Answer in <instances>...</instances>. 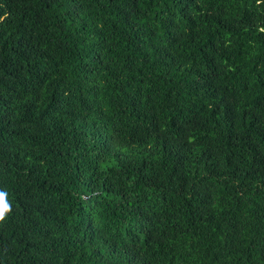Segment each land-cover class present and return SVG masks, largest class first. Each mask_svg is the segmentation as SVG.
Wrapping results in <instances>:
<instances>
[{"label": "trees", "instance_id": "trees-1", "mask_svg": "<svg viewBox=\"0 0 264 264\" xmlns=\"http://www.w3.org/2000/svg\"><path fill=\"white\" fill-rule=\"evenodd\" d=\"M0 264H264V0H0Z\"/></svg>", "mask_w": 264, "mask_h": 264}, {"label": "clouds", "instance_id": "clouds-1", "mask_svg": "<svg viewBox=\"0 0 264 264\" xmlns=\"http://www.w3.org/2000/svg\"><path fill=\"white\" fill-rule=\"evenodd\" d=\"M6 196V190L0 189V219H3L5 215L11 210V205L6 200Z\"/></svg>", "mask_w": 264, "mask_h": 264}]
</instances>
